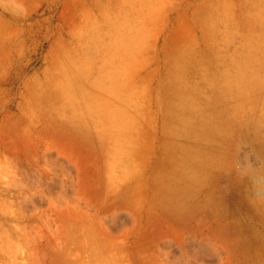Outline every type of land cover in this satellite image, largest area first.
Listing matches in <instances>:
<instances>
[{
    "label": "rangeland",
    "instance_id": "374dc122",
    "mask_svg": "<svg viewBox=\"0 0 264 264\" xmlns=\"http://www.w3.org/2000/svg\"><path fill=\"white\" fill-rule=\"evenodd\" d=\"M0 264H264V0H0Z\"/></svg>",
    "mask_w": 264,
    "mask_h": 264
},
{
    "label": "bare ground",
    "instance_id": "6f19581e",
    "mask_svg": "<svg viewBox=\"0 0 264 264\" xmlns=\"http://www.w3.org/2000/svg\"><path fill=\"white\" fill-rule=\"evenodd\" d=\"M135 95H136V94H135ZM185 111L187 112V110H185ZM188 113H189V112H188ZM219 114H220V113H219ZM219 116H220V115H219ZM221 117H222V116H221ZM221 117H219V118H221ZM190 118H191V117H190ZM141 119H142V117H140V120H141ZM207 119L210 120L209 118H207ZM221 119H222V118H221ZM138 120H139V119H138ZM201 120H202V119H201ZM215 120H216V118H215ZM215 120H214L213 122H216ZM135 121H137V119H136ZM203 121H204V120H203ZM141 122H142V121H141ZM187 122H188V121H187ZM213 122H212V123H213ZM136 123H137V122H136ZM189 123H190V122L186 123L185 125H187V124H189ZM195 123L199 124V122H196V121H195ZM219 123H220V122H218V120H217L216 125L214 124V125H215L214 127H213V125L211 126L213 129L209 127V126H210V123H208V121L203 122V124H201V125H202L203 127H205V128H208V127L210 128V132H211V133H209V131H208V135H207V136L211 135V137H212V135H213V137H214V134H212V133H214V129H215V130H219V131L221 130V131L218 133L219 136L222 135V134H220V133H223L222 131H224V132L226 131L225 134L227 133V130H226V129H228V128H225V130L223 129V128L225 127L224 122H221L220 124H219ZM100 124H101V123H99V125H100ZM102 124H103V123H102ZM139 124H140V123H139ZM179 124H182V123H179ZM218 124L222 127L221 129L217 128V127H218V126H217ZM221 124H224V126H222ZM183 125H184V123L182 124V126H183ZM189 125H190V124H189ZM189 125H188V126H189ZM191 125H192V124H191ZM167 126H168V125H167ZM182 126H181V127H182ZM206 126H207V127H206ZM220 126H219V127H220ZM164 127H166V126H164ZM181 127H178V126L176 125L177 130L180 129ZM190 127H191V126H190ZM97 128H98V130H100L99 127H97ZM166 128H168V127H166ZM184 128L186 129V128H188V127L185 126ZM194 128H197V126H194V127L192 126V129H194ZM138 129H140V128H138ZM141 129H142V128H141ZM181 129H183V127H182ZM181 129H180V131L182 132ZM199 129H200V127H199ZM211 129L213 130V132H212ZM98 130H96V131H98ZM101 130H102V129H101ZM175 130H176V129H175ZM190 130H191V129H190ZM228 130H229V129H228ZM178 131H179V130H178ZM183 131H184V129H183ZM187 131H188V129H187ZM199 131H200V130H199ZM131 132H132V131H131ZM196 132H198V130H197ZM203 132H204V133H203ZM203 132H201V133H203L204 135H205V133H207V131H206V132L203 131ZM182 133H183V132H182ZM184 133H187V132H184ZM192 133H193V132H192ZM194 133H195V131H194ZM194 133H193V134H194ZM216 133H217V131H216ZM199 134H200V133H199ZM199 134H197V135H199ZM203 134H202V135H203ZM223 134H224V133H223ZM225 134H224V135H225ZM194 135H195V134H194ZM204 135H203V136H204ZM128 136H129V135H128ZM187 136H189V135H187ZM190 136H191V134H190ZM207 136H206V137H207ZM215 136H216V137H219V136H217L216 134H215ZM222 136H223V135H222ZM222 136H221V137H222ZM194 137H195V136H194ZM199 137H200V136H199ZM206 137H203L202 139L205 140ZM211 137H210V138H211ZM192 138H193V137H192ZM195 138H197V137H195ZM210 138H209V139H210ZM223 138H224V137H223ZM131 139H132V137L130 138V142H132ZM134 139H135V137L133 138V140H134ZM198 139H200V138H198ZM202 139H201V140H202ZM209 139H208V140H209ZM135 140H136V139H135ZM195 140H197V139H195ZM201 140H200V141H201ZM206 140H207V139H206ZM211 140H214V139L211 138ZM226 140H227V139H226ZM127 141H128V138H127ZM193 141H194V139H193ZM202 141H203V140H202ZM202 141H201V142H202ZM217 141H218V140H217ZM220 141H221V140H220ZM128 142H129V141H128ZM130 142H129V143H130ZM194 142L196 143V141H194ZM201 142H200V143H201ZM134 143H135V142H134ZM177 144H178V143H177ZM223 144H224V143H223ZM125 145H126V144H125ZM128 145H130V144H128ZM100 146H101V145H100ZM132 146H133V145H132ZM233 146H234V145H233ZM130 147H131V146H130ZM172 147H173V146H172ZM196 147H197V149H198V145H195L194 148L196 149ZM207 147H208V146H207ZM207 147H206V149H207ZM214 147H215V146H214ZM222 147H223V146H222ZM173 148H174V147H173ZM184 148H185V147H184ZM201 148H202V147H201ZM201 148H200V146H199V149H200V150H201ZM204 148H205V147H204ZM176 149H177V147H176ZM178 149H179V148H178ZM197 149H196V150H197ZM102 151H103V150H102ZM172 151H173V150H172ZM179 151H180V150H179ZM179 151H177V152H179ZM203 151H204V153H206L204 149H203ZM203 151H202V152H203ZM200 152H201V151H200ZM200 152H198V151L196 152V151H194V149L192 148L190 152H189V151H188V152H185V153H184V152H180L179 155H178V156H180V161L182 162V164L180 163V165H182L183 168H184V165L187 166V164H184V163H185V162H184L185 159L189 160L190 163L192 162V165L194 164L193 166H191L192 169H189V168H188V170H189V171L187 170V171H188V174H186V170H184V169L182 170L183 173L185 172V173H184V174H186L185 176H183V175H182V172H181V175H182L181 177H185V178H182V179L185 180L184 182H185V185H186L185 187L182 185V186L184 187L182 190H185L186 187H187V189H190V186H195V185H196V186L199 185V188H200L201 186H204L203 184L205 183V177L207 176V172H208V170H207L206 168H204V164L198 166V165H196V164L193 162V160L196 159V158L198 157L197 154L199 155ZM202 152H201L200 155H202V156L205 158V156H204L205 154L203 155ZM114 153H115V151H114ZM121 153H122V152H119V154H121ZM174 153H175V151H174ZM119 154H118V155H119ZM124 154H127V153L125 152ZM175 154H177V153H175ZM118 155H117V156H118ZM122 155H123V154H122ZM200 155H199V157H200ZM120 156H121V155H120ZM123 156H124V155H123ZM174 156H177V155H174ZM178 156H177V157H178ZM195 156H196V157H195ZM172 159H173V158H172ZM191 159H192V160H191ZM183 160H184V161H183ZM176 161H177V160H176ZM178 161H179V160H178ZM189 161H187V162H189ZM183 162H184V163H183ZM187 162H186V163H187ZM176 163L179 164V162H176ZM183 164H184V165H183ZM188 164H189V163H188ZM190 165H191V164H190ZM189 167H190V166H189ZM185 168H186V167H185ZM208 173H209V172H208ZM205 175H206V176H205ZM174 177H175V176H174ZM207 177H208V176H207ZM169 178L171 179V176H169ZM166 179H167V178H166ZM170 179H169V180H170ZM169 180H168V181H169ZM174 180H175V179H174ZM174 180H172V181H173V184H176V183H174V182H176V181H174ZM164 182H165V181H164ZM169 182H170V181H169ZM170 185H171V183H170ZM163 186H164V185H163ZM172 186H174V185H172ZM172 186H171V187H172ZM175 186H176V185H175ZM182 186H180V189H181ZM168 187H170V186H168ZM171 187H170V188H171ZM188 187H189V188H188ZM170 188H168V189H170ZM195 188H196V190H197V187H194V190H195ZM164 189H165V190L167 189V186H166V185H165ZM164 189H163V191H165ZM178 189H179V188H178V185H177V190H178ZM175 190H176V189H175ZM182 190H178V192H180V191H182ZM190 190H191V189H190ZM192 190H193V188H192ZM192 190H191V191H192ZM165 192H166L165 195L168 196V198L170 199V196H171L173 193H172V194H171V193L169 194V191H168V195H167V190H166ZM165 192H164V193H165ZM171 192H172V191H171ZM182 192H183V191H182ZM185 192H186V191H185ZM155 193H156V192H155ZM157 193H158V192H157ZM179 194L181 195V193H179ZM186 194H187V192H186ZM158 195H159V193H158ZM171 199L173 200L172 196H171ZM180 199L183 200L184 198H180ZM180 199H178V200L175 199V201L177 202V206L182 205V204H178V203H181ZM171 202L173 203V201H171ZM182 202H183V201H182ZM168 204H169V203H168ZM187 204L189 205V203H187ZM171 207L173 208L172 205H171ZM178 208H179V209H177L178 211H179L180 209L183 210V207H182V206H180V207H178ZM179 213H180V211H179Z\"/></svg>",
    "mask_w": 264,
    "mask_h": 264
}]
</instances>
